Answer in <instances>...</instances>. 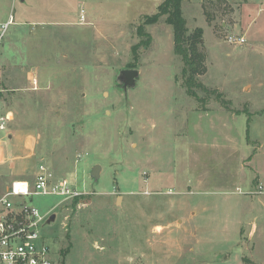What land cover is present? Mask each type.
I'll list each match as a JSON object with an SVG mask.
<instances>
[{
    "label": "rangeland",
    "instance_id": "obj_1",
    "mask_svg": "<svg viewBox=\"0 0 264 264\" xmlns=\"http://www.w3.org/2000/svg\"><path fill=\"white\" fill-rule=\"evenodd\" d=\"M8 2L0 110L13 119L0 130V193L33 183L40 163L86 191L60 205L32 196L56 214L42 233L62 264H216L191 249L197 221L225 223L232 241L243 228L247 264H264V0L185 2L189 30L203 29L197 96L172 26L144 22L162 0ZM140 25L153 40L134 53ZM128 68L139 76L125 89Z\"/></svg>",
    "mask_w": 264,
    "mask_h": 264
},
{
    "label": "built area",
    "instance_id": "obj_2",
    "mask_svg": "<svg viewBox=\"0 0 264 264\" xmlns=\"http://www.w3.org/2000/svg\"><path fill=\"white\" fill-rule=\"evenodd\" d=\"M80 20L86 21L84 10ZM12 16L0 23V47ZM229 42L244 44L243 35H228ZM12 112L0 110V130H8L12 121ZM9 136V132L7 133ZM4 160V148L0 140V161ZM262 190V187H260ZM54 194L68 199L83 197L86 191L73 184L66 176H58L46 164L40 163L35 172L34 182L15 180L0 193V264H62L51 248L48 239L42 233L49 214L41 213L32 205V196L36 194Z\"/></svg>",
    "mask_w": 264,
    "mask_h": 264
},
{
    "label": "trees",
    "instance_id": "obj_3",
    "mask_svg": "<svg viewBox=\"0 0 264 264\" xmlns=\"http://www.w3.org/2000/svg\"><path fill=\"white\" fill-rule=\"evenodd\" d=\"M183 2L184 0H162L157 12L152 15H146L144 22L146 24H155L164 18L166 23L172 26L174 52L181 57L184 63L182 69L184 85L189 95L197 96V88H205L198 79V75L206 71V55L200 49L203 29L197 27L193 32L189 30L183 12ZM137 32L142 37V40L133 46L134 53H137L138 48L141 46L149 47L153 40L151 33L146 31L144 26L140 25ZM80 198L77 197L74 201L77 202Z\"/></svg>",
    "mask_w": 264,
    "mask_h": 264
},
{
    "label": "crops",
    "instance_id": "obj_4",
    "mask_svg": "<svg viewBox=\"0 0 264 264\" xmlns=\"http://www.w3.org/2000/svg\"><path fill=\"white\" fill-rule=\"evenodd\" d=\"M16 1L23 2L25 0H9L8 4L9 3H11V5L15 4ZM186 1L187 0H184L183 2V9ZM201 1L202 0H199L200 4ZM230 1L235 2L236 0H230ZM82 10H84L85 13V9L82 7L80 10V17ZM4 16H5V12L0 11V23L6 22L11 16L14 20L13 23L16 22V17L12 13L9 14L8 18ZM80 22L82 21L80 20ZM86 22L87 19L85 23ZM196 121L194 122V125L198 127L199 122ZM83 197H81L80 199H83ZM236 224H237V232H238L239 231L238 222ZM226 226L227 225L225 223H221L219 221H197L194 224V229H193L195 233L194 234L191 233L190 236L194 244V247L191 246L192 247L191 249L195 251L197 255H201L206 258L210 257L211 260L214 261L216 264H247L248 258L246 256V253L244 250H241L243 247L242 246L243 228L240 229L239 239L232 241L230 239L231 234L229 233V229ZM257 229H258L257 225L253 222L251 225V229L248 231V235H247V239L249 241L251 238H253L255 231H257ZM238 247H240L241 249H239ZM249 251L251 253L250 248ZM253 263L259 264V262L255 259H253Z\"/></svg>",
    "mask_w": 264,
    "mask_h": 264
},
{
    "label": "water",
    "instance_id": "obj_5",
    "mask_svg": "<svg viewBox=\"0 0 264 264\" xmlns=\"http://www.w3.org/2000/svg\"><path fill=\"white\" fill-rule=\"evenodd\" d=\"M121 75L123 77V85L125 87V89H127L129 86H133L136 83V79L139 76V70L137 68H128V69H124L121 71ZM100 171H101V166L100 165H95L93 171H92V176L95 179H98L100 176ZM119 199V198H118ZM56 218V214H52L47 223H51L55 220Z\"/></svg>",
    "mask_w": 264,
    "mask_h": 264
}]
</instances>
